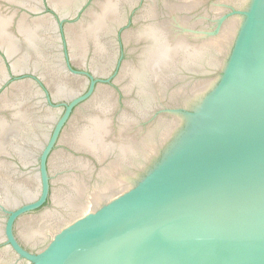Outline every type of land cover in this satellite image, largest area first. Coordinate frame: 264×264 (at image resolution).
<instances>
[{
	"label": "water",
	"instance_id": "1",
	"mask_svg": "<svg viewBox=\"0 0 264 264\" xmlns=\"http://www.w3.org/2000/svg\"><path fill=\"white\" fill-rule=\"evenodd\" d=\"M0 264H264V0H0Z\"/></svg>",
	"mask_w": 264,
	"mask_h": 264
}]
</instances>
